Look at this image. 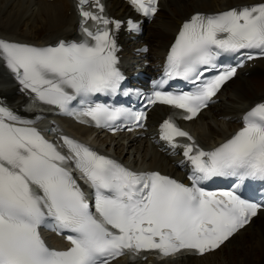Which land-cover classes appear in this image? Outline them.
<instances>
[{
  "label": "snow or ice",
  "instance_id": "1",
  "mask_svg": "<svg viewBox=\"0 0 264 264\" xmlns=\"http://www.w3.org/2000/svg\"><path fill=\"white\" fill-rule=\"evenodd\" d=\"M139 17L153 20L161 0H128ZM78 38L36 45L0 37V63L25 97L20 109L0 98V264H114L149 255L213 256L264 213V199L242 189L264 184V97L253 101L241 127L214 147H204L182 124L195 123L219 101L246 61L264 58V0L221 11H195L177 29L163 75L144 110L99 102L121 94L116 34L139 33L133 17L113 19L105 0H75ZM147 52L148 49H142ZM231 56L235 63H224ZM182 79L189 90H168ZM168 106L158 124L161 151L180 157L186 180L138 169L95 148L48 115L113 135L147 130V109ZM214 177L231 178L229 190H207ZM45 232L66 242L49 243Z\"/></svg>",
  "mask_w": 264,
  "mask_h": 264
},
{
  "label": "bare ground",
  "instance_id": "2",
  "mask_svg": "<svg viewBox=\"0 0 264 264\" xmlns=\"http://www.w3.org/2000/svg\"><path fill=\"white\" fill-rule=\"evenodd\" d=\"M250 2L252 0H162V9L152 24L159 29V36L157 35V39L153 41V48L149 54L153 66L164 63L166 53L163 49L167 46L168 37L171 36L172 40L181 22L195 11H221L238 3ZM109 9L113 13L131 14L121 0H111ZM187 11L191 12L186 15ZM157 19L162 20L156 23ZM78 22L77 12L71 0H0V37L2 38L40 45L53 44L58 39L67 40L75 36ZM42 30H44L43 36H41ZM162 54L163 57L161 58ZM2 67V63H0V96H4L13 108L20 109L25 104V97L18 94L17 86L11 79H7V74ZM263 73L264 59L258 60L256 65L246 66L234 78L235 81L242 78L246 82H240L237 90L226 93L229 85L235 81L229 82L220 94L218 103L207 110L199 120L189 125L201 144L206 147H214L242 126V114L245 113L253 101L264 97V87L262 86L263 89L258 88L259 82L253 85L246 83L251 81V77L259 74L263 75ZM250 90L254 91L250 92ZM215 106H217L218 112H214ZM166 113L167 108L163 106L156 107L150 113L149 125L158 126V122ZM53 120L54 118L48 115L44 125L41 126L50 125ZM58 125L68 133L81 137L85 136L89 142L102 150L114 152L132 167L157 169L169 174H182L179 168L175 166V163L180 161V157H172L160 152L152 140L145 142L144 140H130L127 137L124 141H120L111 137L103 138L101 135L95 136L93 129L74 124L68 119H62ZM258 219L263 221L262 227L252 231L249 237L250 240L247 239L244 243L253 251L259 249L261 254L257 257L258 254L253 253L254 257L252 255L248 259L246 257L237 264H264V213L254 218L252 223L231 242L240 237L242 238L245 233L247 234V230L253 227ZM51 240L56 241L55 237H51ZM216 255L217 253L208 257L184 258L176 262H155V264H203L204 261H206L205 264L227 263L225 260L214 263L218 259ZM114 264L126 263L119 260L115 261Z\"/></svg>",
  "mask_w": 264,
  "mask_h": 264
},
{
  "label": "rangeland",
  "instance_id": "3",
  "mask_svg": "<svg viewBox=\"0 0 264 264\" xmlns=\"http://www.w3.org/2000/svg\"><path fill=\"white\" fill-rule=\"evenodd\" d=\"M190 12L191 11H187L186 15L188 13H190ZM160 20H162V19H157L155 22L158 23ZM157 28H156V25H154V26L152 25V28H150V32H149L150 34L148 35V39H149V43L151 44V49L153 48V45H152L153 41L157 39V35H158V32H159L158 31L159 29H157ZM43 32H44V30H42L41 36L44 35ZM150 35H152V36H150ZM170 40H171V36L168 37L166 45L168 44V42ZM162 57H163V54L161 55V58ZM255 77H258V78H255ZM250 80H251L250 81L251 83L249 82V83H246V84H248V85L252 84L253 85V84H256L257 82H259L258 88L263 89V87H264V73H263V75H261V74L255 75V76L251 77ZM233 81H235V80H233ZM242 81H244V80H242V78H240L239 80H236L235 82L231 83L229 85L228 89L226 90V93L234 91V90H237V88L240 86V82H242ZM244 82H246V81H244ZM253 91L254 90H250V92H253ZM215 108L216 109L214 110V112H218L217 106H215ZM262 225H263V221H260V219H258L253 224V227H251L250 229L247 230V234L245 233V235H243L242 238L240 237L237 240L232 241L229 245H227L224 249H222L223 250L222 252H218L217 255H216V257L218 259H216L217 261L215 260L214 263L220 262V260H222V261L225 260L229 264H237V263H239V261H243V259L246 258V257H247V259L251 255H252V257H254V254H258L257 257H259V254H261V251L259 249H256L254 251L251 250V248L246 246V244L244 242H246L245 240H247V239L250 240L249 237H250L251 232L254 231L258 227L261 228ZM249 231H250V233H249ZM243 244H245V245L243 246ZM202 263L205 264L206 261H204ZM222 264H224V262H222Z\"/></svg>",
  "mask_w": 264,
  "mask_h": 264
}]
</instances>
